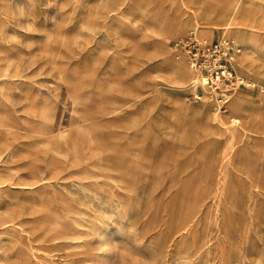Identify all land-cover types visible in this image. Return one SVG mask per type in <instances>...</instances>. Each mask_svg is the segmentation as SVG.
Segmentation results:
<instances>
[{
	"label": "rangeland",
	"instance_id": "1",
	"mask_svg": "<svg viewBox=\"0 0 264 264\" xmlns=\"http://www.w3.org/2000/svg\"><path fill=\"white\" fill-rule=\"evenodd\" d=\"M220 1L0 0V264H264V0ZM191 30L241 47L225 113L170 71Z\"/></svg>",
	"mask_w": 264,
	"mask_h": 264
},
{
	"label": "built area",
	"instance_id": "2",
	"mask_svg": "<svg viewBox=\"0 0 264 264\" xmlns=\"http://www.w3.org/2000/svg\"><path fill=\"white\" fill-rule=\"evenodd\" d=\"M169 48L176 56H182L193 72L189 94L194 99L204 95L215 107L221 109L231 95L243 91L251 84L234 66L241 47L231 36L221 34L217 38L208 39L191 30L172 39ZM202 76L206 78L205 83L200 82ZM255 87L263 89L259 84Z\"/></svg>",
	"mask_w": 264,
	"mask_h": 264
},
{
	"label": "bare ground",
	"instance_id": "3",
	"mask_svg": "<svg viewBox=\"0 0 264 264\" xmlns=\"http://www.w3.org/2000/svg\"><path fill=\"white\" fill-rule=\"evenodd\" d=\"M193 2L196 3L195 1H193ZM239 5H240V0H221L220 3H219V6H218L217 16L220 19H225L227 21L228 20H234L236 22H240V18H239ZM186 9L187 10H185V12H188L189 17L182 18L179 21L176 20V19L172 20L171 24L167 28L166 35H168V34L181 33L184 30H186L190 25H193V24H197V25H201L202 24V26L204 27L205 33L208 36H211L213 30L207 24V22H205V20L208 17V14H209V12H206V11H209V10L208 9H205V10L198 9L197 4L196 5H193V6H190V7L187 6ZM248 30H249V28H248ZM251 31H252V29H251ZM236 34L242 39V41L244 43H247V48H249L248 47V43L251 41L250 40V37L252 35L250 37L249 36H246V35L244 36V35H242V33H241L240 30H237L236 31ZM255 34H256V31H255ZM161 41H162V39H161ZM252 42L254 43V41H252ZM164 52H165V55H167L166 56V59L169 61V64H170V71L171 72H175L177 74V76H178L177 82L179 84V89H182L183 84H184V81H185V79H186V77L188 75V72H190V71L192 72V70L188 67V65L186 66L183 63L182 60H175L174 58H172V57L169 56V54H168V52L166 50H164ZM242 68H244V65H242ZM247 74H249V76L251 77L250 79H252L253 76H254V71L249 72ZM205 81H206V78L204 76L200 77V82L201 83H205ZM250 86H251V84H250ZM249 99H251V98H249ZM227 103H228V101L226 102V104L224 106H226ZM238 104L240 105L241 103L239 101L234 100L231 103L230 108L231 109L232 108L233 109H236V108H238L237 107ZM200 108H201V106H200ZM215 109H216V107H215ZM206 118H208V120H215V119H217V117L215 115V112H214V109H210L209 108V109L206 110ZM222 119L226 120V116L223 115ZM226 132H228L230 134L232 133L231 135H234L235 132H238V129L235 128V129H232L231 130V128H229V130H228V127H227Z\"/></svg>",
	"mask_w": 264,
	"mask_h": 264
},
{
	"label": "crops",
	"instance_id": "4",
	"mask_svg": "<svg viewBox=\"0 0 264 264\" xmlns=\"http://www.w3.org/2000/svg\"><path fill=\"white\" fill-rule=\"evenodd\" d=\"M249 10H250V6L249 5H246V6H243V11H247V12H249ZM176 20H181V19H176ZM248 25H250V24H248ZM250 37V36H249ZM253 39L255 40V42L257 41V39H264V37H258L257 36V38H254L253 36H251L250 37V42L248 43V47L250 48V46H251V44L253 43L252 41H253ZM259 41V40H258ZM263 43H264V41H263ZM257 107V106H256ZM207 109H209V107H206L204 110H203V112H204V114H206V110ZM227 111V108H226V106H225V109L224 110H221V112H223V113H225ZM217 133H220V135H229L230 133H228V132H226L225 131V129H221L220 127H219V130L217 131ZM232 134V133H231ZM230 134V135H231ZM243 138H245V136L244 135H239V136H237V139H236V142H238V141H242L243 140Z\"/></svg>",
	"mask_w": 264,
	"mask_h": 264
}]
</instances>
